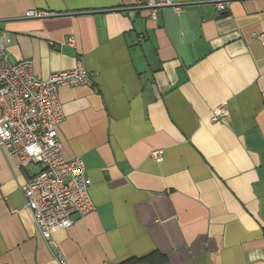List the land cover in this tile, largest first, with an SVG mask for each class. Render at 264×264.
Returning <instances> with one entry per match:
<instances>
[{
    "label": "crops",
    "instance_id": "0c3cea01",
    "mask_svg": "<svg viewBox=\"0 0 264 264\" xmlns=\"http://www.w3.org/2000/svg\"><path fill=\"white\" fill-rule=\"evenodd\" d=\"M174 1L152 20L119 11L146 0H0L14 61L90 73L58 92L56 137L95 206L53 235L64 264H264V0ZM37 171L0 149V264H60L20 190Z\"/></svg>",
    "mask_w": 264,
    "mask_h": 264
},
{
    "label": "built area",
    "instance_id": "2783aa9c",
    "mask_svg": "<svg viewBox=\"0 0 264 264\" xmlns=\"http://www.w3.org/2000/svg\"><path fill=\"white\" fill-rule=\"evenodd\" d=\"M215 6L217 12L224 11L223 3ZM164 7H171L177 13L182 9L174 0H146L134 8L148 9L150 18L156 20L157 10ZM51 15L32 10L24 18L41 20ZM256 39L264 45V33L257 34ZM10 43L9 35H0V149L18 169L38 167L20 190L38 235L59 263L64 264L57 254L53 235L70 228L73 217L93 213L95 206L89 196L91 182L85 175L83 161L66 159L56 137V128L64 119L58 92L63 87L90 85V73L80 60L73 69L40 80L29 60L16 62L6 52ZM67 44L74 47L75 40L69 38ZM228 117L226 105L221 104L212 110L210 121ZM162 155L161 150H155L150 158L160 162Z\"/></svg>",
    "mask_w": 264,
    "mask_h": 264
},
{
    "label": "water",
    "instance_id": "95a60500",
    "mask_svg": "<svg viewBox=\"0 0 264 264\" xmlns=\"http://www.w3.org/2000/svg\"><path fill=\"white\" fill-rule=\"evenodd\" d=\"M137 10H146V11H148V9H135V8L122 9V10H119V11L120 12H136Z\"/></svg>",
    "mask_w": 264,
    "mask_h": 264
}]
</instances>
